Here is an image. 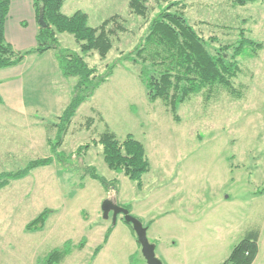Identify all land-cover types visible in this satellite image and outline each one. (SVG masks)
Masks as SVG:
<instances>
[{"label": "rangeland", "instance_id": "rangeland-1", "mask_svg": "<svg viewBox=\"0 0 264 264\" xmlns=\"http://www.w3.org/2000/svg\"><path fill=\"white\" fill-rule=\"evenodd\" d=\"M215 51L239 40L240 29L264 44V0L235 6L233 0H175ZM129 0H66L67 15L82 10L97 27L114 14L125 31L113 36L106 58L81 52L74 36L60 35L63 48L79 52L105 75H112L78 109L75 120L54 150L59 116L72 99L76 78H66L52 52L28 57L24 78L28 115L0 106V172H16L37 158L48 166L0 189V264H44L48 254L70 243L73 252L60 264H148L126 208L147 228L163 264H219L250 231L259 230L253 264H264V48H247L235 98L221 91L211 100L200 93L178 108L176 121L161 100L150 101L129 59L166 0H148L151 17L129 9ZM26 15V11L23 12ZM217 38V41L209 38ZM94 117L88 128L85 121ZM110 128L120 139L131 134L145 145L151 170L144 187L111 170L97 143ZM5 139H4V138ZM89 144V148L81 145ZM106 177L110 189L87 175L88 167ZM115 185V186H114ZM110 201L108 216L104 203ZM45 208L42 230L26 226ZM113 228L108 242L104 238ZM102 250L94 257L96 248Z\"/></svg>", "mask_w": 264, "mask_h": 264}, {"label": "trees", "instance_id": "trees-1", "mask_svg": "<svg viewBox=\"0 0 264 264\" xmlns=\"http://www.w3.org/2000/svg\"><path fill=\"white\" fill-rule=\"evenodd\" d=\"M168 3L150 19L149 26L141 42L129 52V59L138 69V77L146 87L150 101L161 100L168 110L178 118V108L192 99L194 95L204 94L211 100L221 91H226L235 98H241L242 92L236 87L235 80L241 72L239 57L247 48L254 55L264 48L263 42L247 37L246 30L240 29V38L231 44H219L215 51L209 48L208 40L201 34L180 7V2L166 0ZM257 0H233L235 6H244ZM36 10L39 29L36 34V46L26 51H18L6 38V22L12 0H0V69L22 64L27 56L55 51L66 78H76L71 101L62 114L60 122L48 125L56 127L57 141L54 144L49 135L48 144L56 151L64 143L77 115L80 106L91 98L95 91L112 75L114 66H109L105 75L98 74V69L91 66L79 52L63 48L60 35L70 33L74 36L82 53L97 52L106 58L114 47L113 36L125 31V19L121 14H114L104 20L101 25L93 27L89 24V15L77 10L72 15L63 12L66 0H32ZM129 9L136 15L149 19L152 9L148 0H129ZM41 8L47 27L39 22ZM210 40L217 41L211 37ZM4 99L0 93V104ZM94 117L85 121L88 128L94 124ZM97 143L103 147V156L107 166L118 173L136 181L138 188L144 187V176L151 170V162L143 142L129 134L124 139L107 128L98 138ZM89 148V144L81 145ZM54 162L53 157L37 158L30 161L25 168L16 172H0V189L14 180L23 179L39 167ZM87 175L110 189L106 177L96 171L95 167L87 168ZM115 186V185H114ZM49 208H45L27 226L29 231L44 229L49 218ZM126 223L131 224L130 222ZM113 228L109 229L104 244L107 243ZM259 230L250 231L236 243L229 255L219 264H253L259 252ZM99 245L94 257L102 250ZM73 252L70 243L53 249L44 264H60Z\"/></svg>", "mask_w": 264, "mask_h": 264}, {"label": "crops", "instance_id": "crops-1", "mask_svg": "<svg viewBox=\"0 0 264 264\" xmlns=\"http://www.w3.org/2000/svg\"><path fill=\"white\" fill-rule=\"evenodd\" d=\"M24 11H26V15H24ZM38 29V18L32 0H12L6 22V38L8 42L18 51L32 49L36 46ZM49 52H52L55 60L58 61L55 51H47L43 54L27 56L26 60L20 65L0 69V93L4 99V103L0 104V106L10 112L28 115L24 78H22L26 74L28 57L34 55L42 57Z\"/></svg>", "mask_w": 264, "mask_h": 264}, {"label": "water", "instance_id": "water-1", "mask_svg": "<svg viewBox=\"0 0 264 264\" xmlns=\"http://www.w3.org/2000/svg\"><path fill=\"white\" fill-rule=\"evenodd\" d=\"M39 22L42 27H47V23L44 18V8H41L40 14H39ZM110 205L112 206V203L110 201H106L104 203V210H105V216H108V211L110 208ZM116 212L121 211L125 215V220L127 222L132 223L134 230L137 234L138 241L142 247V252L148 262V264H163L158 257L156 256V245L149 241L147 236V228L142 224V222L135 218L133 215L130 214V211L126 208L122 207H116Z\"/></svg>", "mask_w": 264, "mask_h": 264}]
</instances>
